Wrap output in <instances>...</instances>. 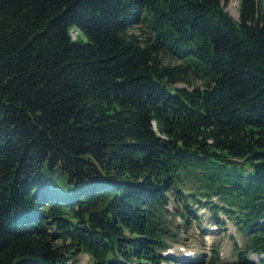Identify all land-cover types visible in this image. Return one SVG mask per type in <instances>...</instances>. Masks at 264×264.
Segmentation results:
<instances>
[{"label": "trees", "instance_id": "16d2710c", "mask_svg": "<svg viewBox=\"0 0 264 264\" xmlns=\"http://www.w3.org/2000/svg\"><path fill=\"white\" fill-rule=\"evenodd\" d=\"M229 1L0 0V264H165L171 193L263 264L264 1Z\"/></svg>", "mask_w": 264, "mask_h": 264}, {"label": "rangeland", "instance_id": "374dc122", "mask_svg": "<svg viewBox=\"0 0 264 264\" xmlns=\"http://www.w3.org/2000/svg\"><path fill=\"white\" fill-rule=\"evenodd\" d=\"M239 6L240 0H230L226 5V10L237 20L239 19ZM133 31L138 34L142 32L139 26H135ZM75 35L76 32L73 33V38L77 36ZM80 37L85 40L83 35ZM200 84L199 80L195 82V85ZM178 86H184V84H178ZM52 182L63 193H68L72 187L64 175L52 178ZM188 187L192 188L191 184ZM184 191L189 193L193 191V188ZM171 197L170 209L174 212L172 221L176 237L170 239L171 248L165 252L169 261L165 264H229L236 261V247L244 245L247 239L242 232L236 229L226 214L219 212V218L226 221V225H219L213 218V210L208 206L199 205L192 198L184 204L183 199L173 193ZM202 199L205 200V197ZM212 200L218 202L216 197ZM175 205H179L180 208L175 210ZM182 212L188 215L189 223L183 220ZM249 257L256 264H260L257 254L252 252ZM78 259L77 264H91V258L86 253L81 254ZM262 263L264 264V259Z\"/></svg>", "mask_w": 264, "mask_h": 264}, {"label": "bare ground", "instance_id": "6f19581e", "mask_svg": "<svg viewBox=\"0 0 264 264\" xmlns=\"http://www.w3.org/2000/svg\"><path fill=\"white\" fill-rule=\"evenodd\" d=\"M76 35H77V33H76ZM76 35H75V36H76ZM76 38H77V36H76V37H74V39H76Z\"/></svg>", "mask_w": 264, "mask_h": 264}]
</instances>
